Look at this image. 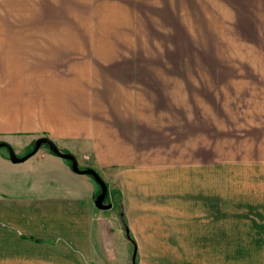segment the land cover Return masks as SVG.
I'll return each instance as SVG.
<instances>
[{"label":"crops","instance_id":"0c3cea01","mask_svg":"<svg viewBox=\"0 0 264 264\" xmlns=\"http://www.w3.org/2000/svg\"><path fill=\"white\" fill-rule=\"evenodd\" d=\"M19 137H48L100 174L138 257L139 243L175 242L189 259L224 258L223 244L259 259L264 0H0V142ZM57 163L66 218L54 227L115 258L98 185ZM37 175L29 196L51 176Z\"/></svg>","mask_w":264,"mask_h":264},{"label":"rangeland","instance_id":"374dc122","mask_svg":"<svg viewBox=\"0 0 264 264\" xmlns=\"http://www.w3.org/2000/svg\"><path fill=\"white\" fill-rule=\"evenodd\" d=\"M228 85V90L230 88L234 90L235 84ZM219 86L220 84H212L213 107L219 105ZM232 102L234 103V99H232ZM230 110L235 112L232 106ZM232 114L229 117H232L234 122L235 113ZM28 142L29 140L26 137L16 139L13 148L19 156H24L32 150L33 143ZM233 151L234 148L231 152ZM44 153L52 157L44 155ZM57 162L65 163L67 161L50 153L47 146H43L37 154L19 164H13L10 161L7 149L0 148V264H76L75 262H78V264H132V256L136 245L130 239V236L132 239L133 237L130 234L125 216L118 209H115V211L113 209L109 210L111 212L110 216L114 219L121 235V238L117 235V242L109 243L115 246L116 257L112 259L104 256L105 248L102 243L97 244L98 248L95 254L89 255L86 252L77 250V244L67 234L70 229L61 226H58L59 228L54 227V222L59 225L64 223L66 218L65 204L62 201L57 204L56 201V197H61L64 189L59 185L56 187L51 186L50 182L51 180L55 182L62 180L63 182L64 176L60 172ZM230 166L229 164V181L232 179V173L230 172L234 170V168L230 169ZM43 171H47L51 176L47 177L48 179H41L40 184L42 187L36 189L37 194H34L33 189H31L32 194L29 196L27 194V184L31 180L33 181V187L38 177L37 174L43 173ZM79 176L90 178L98 185L89 175ZM228 189L229 196L235 205L237 201L235 189L231 185ZM46 198H48L47 201ZM47 208L54 209L57 214L53 216L51 213H46ZM113 232L110 230L106 233L107 239L109 234L113 236ZM159 238H162V236H159ZM145 245L151 248L147 253H145ZM243 245L255 247V244L251 243H244ZM127 246H130V248ZM139 246L142 248L143 252L141 254L143 256L138 257L139 253L137 254L136 264H264V244L262 243L259 244V259L247 258L240 251L231 252L226 250L224 244L222 245L224 258L219 259H189L187 258V252H175L177 246H179L175 242L139 243ZM156 246L159 249L154 251ZM229 253H233V255L227 258ZM152 254L159 257H151ZM179 254H183V257H176ZM74 256L77 258H74Z\"/></svg>","mask_w":264,"mask_h":264},{"label":"water","instance_id":"95a60500","mask_svg":"<svg viewBox=\"0 0 264 264\" xmlns=\"http://www.w3.org/2000/svg\"><path fill=\"white\" fill-rule=\"evenodd\" d=\"M43 146H47L54 155H56L60 158H63L66 161H69L71 169L75 173H78L81 175H89L94 179V181L100 187V193L95 198V205L98 209L109 210L112 208V206H113L112 202H109V203L106 202V197L108 195V186H107V183L100 176V174L94 168H91V167L81 168L79 165V162L77 160V157L74 154H72L70 152H64L50 138L40 137L37 140H35L33 149L24 156H19L16 153V151L14 150L13 146L11 144H9L8 142H0V148L4 147L7 149L10 161L13 164H19V163L27 161L32 156L37 154L38 151ZM130 239H131V236H130ZM136 255H137V250L135 248V252L133 254V263L132 264H136Z\"/></svg>","mask_w":264,"mask_h":264},{"label":"trees","instance_id":"16d2710c","mask_svg":"<svg viewBox=\"0 0 264 264\" xmlns=\"http://www.w3.org/2000/svg\"><path fill=\"white\" fill-rule=\"evenodd\" d=\"M34 143H35V142H33V147H34ZM47 148H48V147H47ZM32 149H33V148H32ZM48 149H49V148H48ZM49 152L52 153V152L50 151V149H49ZM52 154H53V153H52ZM67 162L70 164L69 161H67ZM98 188H99V191H98V192L100 193V187L98 186ZM108 198H109V195H107V197H106V201L108 200Z\"/></svg>","mask_w":264,"mask_h":264},{"label":"flooded vegetation","instance_id":"af4514ba","mask_svg":"<svg viewBox=\"0 0 264 264\" xmlns=\"http://www.w3.org/2000/svg\"><path fill=\"white\" fill-rule=\"evenodd\" d=\"M97 195H98V194H97ZM107 202H108V203L110 202V201H109V198H108ZM132 263H133V258H132Z\"/></svg>","mask_w":264,"mask_h":264}]
</instances>
